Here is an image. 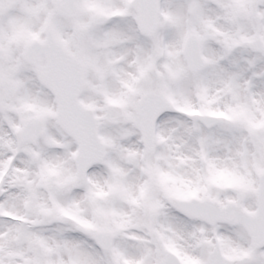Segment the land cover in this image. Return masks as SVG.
Returning a JSON list of instances; mask_svg holds the SVG:
<instances>
[{
    "label": "snow or ice",
    "instance_id": "snow-or-ice-1",
    "mask_svg": "<svg viewBox=\"0 0 264 264\" xmlns=\"http://www.w3.org/2000/svg\"><path fill=\"white\" fill-rule=\"evenodd\" d=\"M0 264H264V0H0Z\"/></svg>",
    "mask_w": 264,
    "mask_h": 264
}]
</instances>
